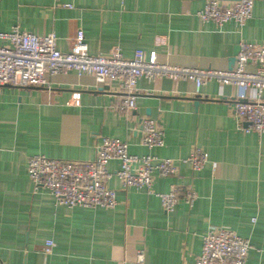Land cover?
Instances as JSON below:
<instances>
[{
	"label": "crops",
	"instance_id": "obj_1",
	"mask_svg": "<svg viewBox=\"0 0 264 264\" xmlns=\"http://www.w3.org/2000/svg\"><path fill=\"white\" fill-rule=\"evenodd\" d=\"M203 7L199 0H0V33H54L67 53L83 30L92 56L120 47L128 59L141 50L163 64L221 71L236 67L241 43L264 44V0L255 1L243 28L229 23L222 32L201 21ZM47 80L50 88L0 87V264H195L203 237L217 227L250 240L247 264H264V135L239 129L236 88L221 92L211 82L197 93L190 81L141 79L136 109L126 113L119 105L127 95L116 83L98 87L94 76L76 72ZM147 118L165 131L164 147L143 146ZM102 137L127 142L132 155L175 160L179 173L155 176L153 195L113 178L114 209H70L35 189L33 156L90 162ZM196 149L210 160L200 172L180 162ZM107 169L115 173L119 163ZM173 188L182 199L166 213L156 194ZM190 188L198 196L192 207L183 200ZM48 241L55 244L50 254Z\"/></svg>",
	"mask_w": 264,
	"mask_h": 264
},
{
	"label": "built area",
	"instance_id": "obj_2",
	"mask_svg": "<svg viewBox=\"0 0 264 264\" xmlns=\"http://www.w3.org/2000/svg\"><path fill=\"white\" fill-rule=\"evenodd\" d=\"M125 0H121L124 2ZM204 7L198 13L203 23H212L222 32L229 23L243 28L253 17L256 0H199ZM72 8L71 4L65 5ZM6 41L3 45L1 42ZM54 33L38 36L15 28L10 33H0V87L21 88L49 86L47 76L76 72L79 76H94L98 87L116 83L127 97L119 105L121 112L136 109L138 82H153L167 78L173 81H190L197 93L211 82L218 83L223 92L227 86L236 88L234 115L239 129L245 134L264 135V44L241 43L236 57V67L231 71L193 69L163 64L155 52L145 54L138 50L132 59L123 55L120 47L109 56H92L86 44L85 33L78 30L70 52H61ZM252 66L254 71H249ZM165 131L152 119L142 121V144L148 150L165 146ZM119 163L115 173L108 171L110 162ZM207 152L196 149L180 162L189 164L194 172L202 171L209 163ZM175 160L160 159L154 155L129 153V145L120 139L102 137L97 147V157L90 162L56 160L35 155L29 160L28 175L37 191L45 190L57 205L67 208L114 209L118 205L117 193L107 182L116 178L124 189L146 191L153 195L155 176H177ZM166 213H172L182 199L176 189L156 194ZM198 196L193 188L184 193L183 200L192 207ZM55 246L48 241L45 252L50 254ZM253 249L249 239L240 237L229 228H211L203 237L202 252L195 264H247ZM143 263L144 251L138 252Z\"/></svg>",
	"mask_w": 264,
	"mask_h": 264
},
{
	"label": "water",
	"instance_id": "obj_3",
	"mask_svg": "<svg viewBox=\"0 0 264 264\" xmlns=\"http://www.w3.org/2000/svg\"><path fill=\"white\" fill-rule=\"evenodd\" d=\"M239 51H240V46H238V47L235 49L234 57H233L232 60H231V64L234 65V64L236 63V57H237ZM104 89H105V88H101L100 91H102V90H104ZM194 100H195L196 105H197L198 102L201 100V97H200V96H197ZM140 133H142V129H141V132H140Z\"/></svg>",
	"mask_w": 264,
	"mask_h": 264
}]
</instances>
